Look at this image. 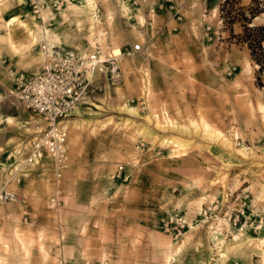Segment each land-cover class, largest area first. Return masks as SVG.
<instances>
[{"label": "rangeland", "instance_id": "1", "mask_svg": "<svg viewBox=\"0 0 264 264\" xmlns=\"http://www.w3.org/2000/svg\"><path fill=\"white\" fill-rule=\"evenodd\" d=\"M258 3L74 0L55 13L38 0V14L24 0H0V96L8 69L36 70L44 36L67 52L92 51L95 32L106 50L141 46L118 61V84L92 76L99 88L69 120L56 187L49 162L9 180L6 157H17L33 117L0 99V187L24 201L0 205V264H264V70L238 42L237 16ZM255 17L251 25L264 26V13ZM54 189L57 207L47 209ZM209 205L215 218L178 240L161 232L162 211L190 223Z\"/></svg>", "mask_w": 264, "mask_h": 264}, {"label": "built area", "instance_id": "2", "mask_svg": "<svg viewBox=\"0 0 264 264\" xmlns=\"http://www.w3.org/2000/svg\"><path fill=\"white\" fill-rule=\"evenodd\" d=\"M24 1L36 7L35 13L39 14L40 8L36 5L38 0ZM72 1L74 0H48L51 10L55 13ZM169 8L173 9V6ZM98 13L96 8V15ZM175 20H180V16H176ZM157 32L166 33L163 29H159ZM140 48V45H132L123 50L119 49V56L117 57H100L97 42L94 43V49L87 53L67 52L57 47L47 50L40 43L38 50L42 54V60L34 72L25 73L8 69L6 76L9 87L5 94L0 96V99H14L35 120L29 139L24 146L19 148L20 155L17 154V159L19 157L21 159L17 166L28 167V164L32 163L35 158L38 160L47 159L49 173L46 181L51 182L56 187L61 172L68 167L66 142L72 111L88 105L90 94L99 88L94 84L93 74L100 73L104 81L110 86L118 84L121 81L119 58H131L141 50ZM232 70L227 71V75L231 74ZM89 74H91L90 77H88ZM143 98L146 99L140 94L137 99L144 103ZM6 159L10 160L9 166L15 164V159L10 154ZM33 166L39 167L37 163ZM121 173L122 166L118 165L115 170V177L118 178ZM20 177H22L21 168L19 172L14 174L13 182L18 184ZM57 196L58 191L54 189L52 196L46 203L47 209L57 207ZM16 202L23 203L24 201L19 200L14 192L5 190L2 185L0 188V205ZM210 207V205L208 208L204 207L190 223L186 221L182 212L175 208H169L160 214L159 228L171 241H176L186 233L189 224L196 226L205 223L207 219L215 218V215L212 214L216 206ZM236 219L237 217L233 221ZM23 221H25L24 218Z\"/></svg>", "mask_w": 264, "mask_h": 264}, {"label": "trees", "instance_id": "3", "mask_svg": "<svg viewBox=\"0 0 264 264\" xmlns=\"http://www.w3.org/2000/svg\"><path fill=\"white\" fill-rule=\"evenodd\" d=\"M224 3L227 4V2ZM259 5L263 8H258ZM247 11H249L248 16L244 14L237 15L241 21L242 28L241 34L238 36V42L245 44L249 52L250 60L257 66V71L262 72L264 70V53L262 51V44L264 43V26L251 25L250 20H252L256 14L264 13V3H258L254 7H249ZM234 21L236 22L234 17H231L228 18L227 23L231 26Z\"/></svg>", "mask_w": 264, "mask_h": 264}, {"label": "bare ground", "instance_id": "4", "mask_svg": "<svg viewBox=\"0 0 264 264\" xmlns=\"http://www.w3.org/2000/svg\"><path fill=\"white\" fill-rule=\"evenodd\" d=\"M90 6L91 7H94V4L93 3H90ZM93 16H94V19L95 20H99L100 21V19H99V17H98V15H96V9H95V11H94V13H93ZM16 20H15V18H11L9 21H8V23H7V27H9L10 25H13V23L15 22ZM32 34V33H31ZM43 34H44V32H43ZM93 35H95L91 40H90V43H91V45H93L92 47V50L94 49V43L95 42H97L98 43V46H99V54H100V57H103V56H108V57H117V56H119L118 54H119V50H117V49H114V50H111V49H108V50H106V48H103L104 47V45H105V42H106V39H107V37H106V35L104 34V33H102V32H95V34H93ZM44 38V40L46 41V43L44 42V41H41L40 43L41 44H43L45 47H46V49L47 50H49L51 47V45L47 42V40H46V38H45V36L43 37ZM95 40V41H94ZM53 48V47H52ZM89 52H91V51H89ZM87 53V52H86ZM41 56H42V54H41ZM122 58H119V61L121 60ZM95 74V73H94ZM93 74V75H94ZM91 76V74H89L88 75V77H90ZM120 78H121V80H122V76H120ZM116 85V84H115ZM114 86V85H113ZM147 95H148V93H147V91H146V89L143 91V93L141 94V96H145V97H147ZM143 102H145V98H143ZM77 109H74L73 111H72V114H71V116L72 117H76V115H77ZM34 118H33V121L31 122V126H33L32 124L34 123ZM0 123L2 124L3 122L2 121H0ZM70 123V122H69ZM68 123V124H69ZM203 125H205V124H203ZM203 128H204V130H206V126L204 127L203 126ZM209 128V127H208ZM31 129H32V127H31ZM30 129V130H31ZM30 130L28 129V131H29V133H30ZM13 158H17V157H13ZM48 162V160L47 159H41V160H38V159H33V162L32 163H30V164H28L29 166L28 167H32L33 165H35V163H37V165H39V167L41 168V169H43L44 170V163H47ZM22 166L23 165H20L19 167L17 166V165H12V166H9V180H11V179H13V176H14V174L15 173H17V172H19V169L21 168V170H22ZM26 167V166H25ZM47 167V166H46ZM23 176V175H22ZM4 186V185H3ZM1 188V187H0ZM189 228H191V226H190V224H189Z\"/></svg>", "mask_w": 264, "mask_h": 264}, {"label": "crops", "instance_id": "5", "mask_svg": "<svg viewBox=\"0 0 264 264\" xmlns=\"http://www.w3.org/2000/svg\"><path fill=\"white\" fill-rule=\"evenodd\" d=\"M111 50H114V49H111ZM117 50H119V49H117Z\"/></svg>", "mask_w": 264, "mask_h": 264}]
</instances>
